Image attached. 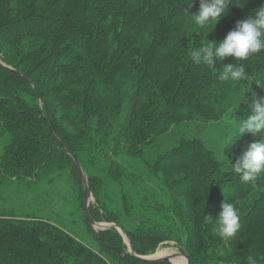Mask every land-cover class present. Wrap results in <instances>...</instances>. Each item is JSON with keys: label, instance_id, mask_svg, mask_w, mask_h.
I'll return each instance as SVG.
<instances>
[{"label": "trees", "instance_id": "trees-1", "mask_svg": "<svg viewBox=\"0 0 264 264\" xmlns=\"http://www.w3.org/2000/svg\"><path fill=\"white\" fill-rule=\"evenodd\" d=\"M262 6L264 0H231L217 24L209 22L201 28L193 19L200 0H0V264H170L144 263L128 254L114 229L99 232V252H95L42 214L28 215L27 205L16 198L22 182L27 188L35 179L52 181L54 173L65 168L80 188L82 200L86 198L73 161L60 142L81 164L94 194L79 154L82 149L102 148L106 141L117 143V119L118 127L128 133L124 146L130 150L139 141L134 138L163 134L196 118L192 141H185L178 153L150 163V173L159 177L163 190L167 192L172 182L184 197L195 177L212 185L202 215L203 234L206 228H217L225 202L240 210L241 203L250 201L248 212L240 215L238 233L254 216L260 217L264 228V173L254 184L244 183L233 169L224 167L231 162L233 143L241 138L240 122L252 112L254 97H264V51L243 62L216 59L215 68L195 65L190 58L194 48L218 44L238 21L255 18ZM229 63L243 66L252 79L221 82L224 64ZM243 93L249 97L243 101L242 96L244 110L239 102L227 103ZM140 119L143 122L136 126ZM213 129L228 133L230 147L223 159L206 138L198 136L202 130ZM247 137L252 135L243 136ZM146 140L140 141L145 144ZM175 157L179 160L174 161ZM170 166L183 177L171 181ZM185 176V185L178 187L176 183ZM121 197L126 202L125 195ZM88 211L99 221L94 208ZM105 215L106 221L117 223V214ZM209 215L213 223L207 225ZM179 217L186 222L188 215ZM192 224L189 219L186 229L191 240ZM249 233L248 244L264 246L263 231L259 238L255 230ZM209 235H203L206 248ZM130 236L132 242L147 243L154 234L141 228ZM133 246L136 254L145 255L156 245Z\"/></svg>", "mask_w": 264, "mask_h": 264}, {"label": "rangeland", "instance_id": "rangeland-1", "mask_svg": "<svg viewBox=\"0 0 264 264\" xmlns=\"http://www.w3.org/2000/svg\"><path fill=\"white\" fill-rule=\"evenodd\" d=\"M243 95L245 93L239 95L240 97L231 98L227 103L236 104L239 102V108L244 110L245 106L242 105ZM248 98L246 94L243 101ZM37 105L41 109L40 102L37 101ZM151 115L154 119L158 117L154 113H151ZM190 119L191 122L186 121L183 124H178L166 133L154 136L146 135L139 139L134 138L139 141L134 142L130 150L124 146L128 133L124 131L122 126L118 127L120 124L117 119V143H107L106 141L102 148L91 147L90 149L81 150L79 156L88 172L91 183L95 187V193H99L98 196H95V193L93 194L91 191L88 202V207L94 208L95 214L99 218V221L95 222L113 224L118 227L109 229H114L119 234L127 253L130 244L132 253L137 256L150 257L158 256L157 254L163 256L171 253H181L188 257L190 264H217L222 261L247 264V257L254 256L258 264H264V259H261L264 257V246L250 245L245 240V237L251 231L255 230L257 232L256 238H259L260 230L264 232L260 217H252L253 220L247 223L246 228L228 241H224L215 235L216 228L213 230L206 228V232L203 234L202 215L212 185L208 183L209 188L207 189L205 182L195 177L191 180V187H188V190L190 189L188 196L184 197L179 190L171 186L172 182H170V186L168 185L167 192L166 189L163 190L159 177L150 173V163L157 161L166 154L172 156L178 153L183 149L185 141H192L191 138L194 136L192 123L196 118L191 117ZM142 122L143 119H140L136 126ZM121 125H123L122 122ZM65 127L69 132H74L66 125ZM227 134V132H222L219 129H213L210 133L202 130L198 136L206 138L208 146L220 159H223L230 147L227 146L229 143ZM142 139H147L145 144L140 141ZM253 140V137L236 138L229 154L231 162H228L227 166L224 167L233 169L236 159ZM2 141L0 139V151L3 146ZM174 159V161L179 160L178 157ZM173 168L174 166H170L167 170V176L169 179L171 178V181L177 177H183V173L172 171ZM160 174L162 175V173ZM54 175L56 179L52 181L47 182L44 178L30 181L32 184H27V188L24 186L26 183L22 182L20 184L22 188L17 193L16 198L27 205L28 208L25 211L28 215L42 214L43 218L45 217L52 223L68 230L71 237L91 246L95 252H99L96 236L99 235V232L105 230L93 228L86 221L84 204L87 198L82 200V195L78 193L80 188L77 184L75 186L72 173L68 168L56 171ZM186 176H189V174ZM186 176L179 184L176 183L178 187L185 185ZM102 188L104 189L102 190ZM122 194L125 195L126 202L122 201ZM102 197L105 200H101ZM102 201L107 202L110 208L107 204L102 206ZM249 202L240 204L241 209L238 210L240 215L243 216L248 212ZM156 204H159L158 208ZM210 209L212 208L210 207ZM106 212L117 214V223L106 221ZM180 213L188 215L186 222L180 219ZM132 219L134 220L132 221ZM189 219L193 220L190 227L192 228V240L187 238L186 228ZM138 223L140 224L138 225ZM141 228L154 234V237L149 240L150 242H132L130 233L137 232ZM208 232L210 233V241L206 248L203 235H208ZM124 234L129 238V244ZM187 242L191 244L192 249L188 248ZM150 243L156 245L152 252L145 255L136 254L133 245H150ZM103 257L111 263L110 257L105 254ZM181 259L184 261L183 258ZM183 261L182 264H186ZM169 263L174 264L173 261Z\"/></svg>", "mask_w": 264, "mask_h": 264}, {"label": "clouds", "instance_id": "clouds-1", "mask_svg": "<svg viewBox=\"0 0 264 264\" xmlns=\"http://www.w3.org/2000/svg\"><path fill=\"white\" fill-rule=\"evenodd\" d=\"M231 6V0H200L198 13L193 19L201 28L213 22L217 24ZM243 7V5H236ZM264 51V6L255 11V18L238 21L226 38L216 43H207L191 52V60L195 65L204 64L215 68L214 61L223 62L232 58L236 62L247 61L250 57ZM243 66L238 64H224L219 76L221 82H239L251 80ZM251 134L253 142L239 155L233 164V170L244 183L254 184L257 178L264 173V97L256 99L252 105L251 115L240 122L239 135ZM222 211L215 222V235L224 241L236 236L240 230V214L237 208L229 202L222 203ZM205 223H213L211 216H205ZM261 259H264L262 257ZM247 264H258L254 256L247 257Z\"/></svg>", "mask_w": 264, "mask_h": 264}, {"label": "water", "instance_id": "water-1", "mask_svg": "<svg viewBox=\"0 0 264 264\" xmlns=\"http://www.w3.org/2000/svg\"><path fill=\"white\" fill-rule=\"evenodd\" d=\"M60 142V141H59ZM62 147L67 151L68 155L71 157L72 161H73V165L83 183V186L85 188V192H86V201H85V214H86V218H87V221L89 223L90 226H92L93 228H97L99 230H106V229H109V228H118L116 227L115 225L113 224H99V223H96L93 218L91 217V215L89 214V211H88V202H89V198L91 196V192H90V189H89V186H88V183H87V178H86V175L83 171V168L81 166V164L79 163V161L77 160V158L75 157V155L71 152V150L65 145L63 144L62 142H60ZM125 235V234H124ZM125 239L126 241L128 242V244L130 243V240L129 238L125 235ZM129 246V251L128 253H130L131 255H133L134 257H136L138 260L144 262V263H155V262H158V261H172L173 259L177 258V257H182L186 264H190L189 262V259L187 256L185 255H182L181 253H171V254H168V255H163V256H150V257H145V256H137L135 255L134 253H132V249L130 247V244L128 245Z\"/></svg>", "mask_w": 264, "mask_h": 264}, {"label": "bare ground", "instance_id": "bare-ground-1", "mask_svg": "<svg viewBox=\"0 0 264 264\" xmlns=\"http://www.w3.org/2000/svg\"><path fill=\"white\" fill-rule=\"evenodd\" d=\"M162 254V253H161ZM158 256L160 255V254H157ZM182 257H177V258H175V259H173L172 261H173V263L174 264H182V259H181ZM185 261V260H184ZM183 261V262H184ZM185 263V262H184Z\"/></svg>", "mask_w": 264, "mask_h": 264}, {"label": "built area", "instance_id": "built-area-1", "mask_svg": "<svg viewBox=\"0 0 264 264\" xmlns=\"http://www.w3.org/2000/svg\"><path fill=\"white\" fill-rule=\"evenodd\" d=\"M217 264H239L235 261H222V262H218Z\"/></svg>", "mask_w": 264, "mask_h": 264}]
</instances>
